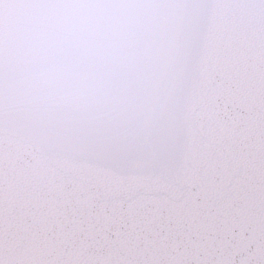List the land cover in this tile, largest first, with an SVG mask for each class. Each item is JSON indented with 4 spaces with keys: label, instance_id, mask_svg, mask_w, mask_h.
<instances>
[{
    "label": "snow or ice",
    "instance_id": "6c2138e0",
    "mask_svg": "<svg viewBox=\"0 0 264 264\" xmlns=\"http://www.w3.org/2000/svg\"><path fill=\"white\" fill-rule=\"evenodd\" d=\"M0 264H264V0H0Z\"/></svg>",
    "mask_w": 264,
    "mask_h": 264
}]
</instances>
